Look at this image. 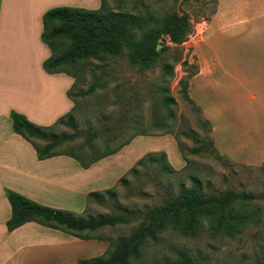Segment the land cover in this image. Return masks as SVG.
<instances>
[{
    "label": "rangeland",
    "instance_id": "rangeland-1",
    "mask_svg": "<svg viewBox=\"0 0 264 264\" xmlns=\"http://www.w3.org/2000/svg\"><path fill=\"white\" fill-rule=\"evenodd\" d=\"M88 1L64 0L67 4L62 6L92 9L71 5ZM105 1L112 12L153 18L149 27L133 29L128 37L156 43L159 55L151 68L144 69L133 63L134 52L125 45L122 53L107 62L91 56L71 67L78 77L72 89L76 127L60 125L55 132L73 136L68 148L93 139L104 150L105 141L111 140L114 147L139 127L160 137L172 125L170 135L177 142L184 165L176 164L178 173L172 177L160 175L156 164L140 169L137 175L129 172L124 177L127 181L115 187L116 197L105 196L102 203L90 204L87 216L117 220L97 235L115 243L152 228L155 221L151 212L165 208L181 186L190 189L196 177L203 181L206 196L229 191L252 195L220 213L231 221L234 215L244 214L248 221L233 235H216L210 216L204 214L197 236L188 237L172 229L156 232L157 239L146 237L141 259L132 258L129 264H165L182 260L183 255L192 264H263L264 33L250 37L243 35L242 27L248 23L254 28L264 27V0ZM176 13L187 14L193 24V33L181 45L172 44L163 34L164 21ZM70 43V39L65 40V49ZM212 58L234 69L239 79L221 75L220 88L199 91L194 77L200 72V62ZM166 63L173 66V77L163 75ZM215 87L222 93V101L217 103L210 99ZM167 97L176 104L168 107L164 102ZM171 111L176 113V120L168 117ZM240 143H247V147L237 151ZM196 149L199 151L194 153ZM228 151L237 152L231 157L225 154Z\"/></svg>",
    "mask_w": 264,
    "mask_h": 264
},
{
    "label": "crops",
    "instance_id": "crops-1",
    "mask_svg": "<svg viewBox=\"0 0 264 264\" xmlns=\"http://www.w3.org/2000/svg\"><path fill=\"white\" fill-rule=\"evenodd\" d=\"M66 4L64 0H0V264H75L104 255L110 246L105 240H83L36 222L9 232L12 207L7 189L43 206L85 215L89 194L117 187L147 153L165 151L175 169L184 165L171 135L136 137L117 154L85 169L70 156L39 160L34 146L14 132L11 111L49 127L75 108L68 95L75 78L65 73L49 74L43 67L51 56L42 41L43 16L49 9ZM71 5L99 9L101 0ZM242 33L253 37L264 33V27L243 24ZM200 64L194 77L199 91L221 86V75L238 77L218 58ZM210 93L211 101H222L217 88ZM246 147L247 143H240L237 151ZM237 151L225 154L232 157Z\"/></svg>",
    "mask_w": 264,
    "mask_h": 264
},
{
    "label": "trees",
    "instance_id": "trees-1",
    "mask_svg": "<svg viewBox=\"0 0 264 264\" xmlns=\"http://www.w3.org/2000/svg\"><path fill=\"white\" fill-rule=\"evenodd\" d=\"M152 19L126 12H112L107 8L105 0H101L99 9L71 6L51 8L43 16L42 41L51 51L50 58L44 62V70L49 74L65 73L72 76L75 78L74 88L78 77L70 71L71 67H76L91 56L98 57L102 62H107L109 57L122 53L125 45L134 52L133 63L141 65L144 69H149L159 55V52L156 51V43L146 44L131 41L128 34L133 29L149 27ZM163 25V34L174 45L183 44L193 33L192 21L185 13L173 14L164 21ZM66 39H70L71 43L65 49ZM163 72L164 76L173 77L174 68L171 64L166 63ZM72 89L68 95L74 101L76 108ZM186 91L187 89H185V93H187ZM186 98L189 99L188 94H186ZM164 102L168 107L176 104L171 97L165 98ZM75 108L55 125L49 127L34 124L25 115L11 111L13 130L34 146L39 160L56 156H70L85 169L104 158L117 154L136 137L154 136V134L139 127L133 135L114 147H111V140L105 141L104 150H101L100 144L93 139H88L77 148H68V144L73 141V136L59 135L55 129L60 125L70 128L76 127ZM168 117L176 120V113L171 111ZM137 120L140 121L139 118ZM170 134H173L172 125L167 126L162 136ZM198 151L196 149L194 153ZM153 164H156V171L162 176L172 177L178 173L169 161L168 154L165 151H160L147 153L131 169L130 174L137 175L140 169ZM126 181L127 178L121 180V182ZM202 182L200 178H193L190 189L181 186L179 194L168 201L165 208H158L156 212H151L155 221L152 228L141 229L128 238L123 237L115 243L110 238L97 235V233L105 227H113L117 224V220L111 216L98 218L92 215L87 216V212L90 204L102 203L105 196L116 197V188L89 194L85 215L43 206L7 189L6 196L12 207V216L7 222V227L9 232H13L26 223L36 222L83 240H105L109 242L110 246L104 255L80 259L75 264H129L132 258L141 259V251L146 237L157 239L156 232L172 229L188 237L197 236L202 227L204 214L210 216L211 230L216 235H233L237 232L239 225L248 221L249 217L244 214L234 215L232 217L234 221H231L230 219L225 220L220 213L240 200L250 199L252 195L246 192L229 191L226 194L206 196ZM165 264H192V260L183 255L182 260Z\"/></svg>",
    "mask_w": 264,
    "mask_h": 264
}]
</instances>
